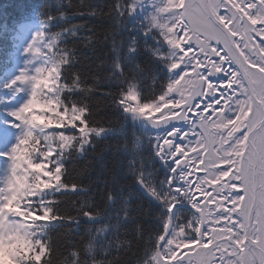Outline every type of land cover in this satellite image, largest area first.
I'll return each instance as SVG.
<instances>
[{
    "label": "snow or ice",
    "instance_id": "obj_1",
    "mask_svg": "<svg viewBox=\"0 0 264 264\" xmlns=\"http://www.w3.org/2000/svg\"><path fill=\"white\" fill-rule=\"evenodd\" d=\"M152 9L148 14L143 0H117L110 12L122 26L133 13H144L147 23L131 30L144 37L153 58V67L137 65L139 75L130 78L117 63L121 76L112 101L128 119L156 130L153 152L166 172L154 186L137 181L161 207L162 234L146 264H264V0H160ZM13 31L12 67L0 76L7 93L0 97V147L7 146L0 152L7 169L0 190V264H54L52 222L79 224L58 207L56 193L77 190L64 178L63 161L94 146L93 138L106 130L96 126L87 100L76 97L88 91L78 74L69 77L76 51L41 55L55 37L39 31L29 40L26 30ZM139 52L133 37L128 55L135 60ZM143 78L152 81L147 91ZM185 207L188 215L181 212ZM184 249L195 251V259L185 261ZM71 256L66 264H90L78 259V251Z\"/></svg>",
    "mask_w": 264,
    "mask_h": 264
},
{
    "label": "trees",
    "instance_id": "obj_2",
    "mask_svg": "<svg viewBox=\"0 0 264 264\" xmlns=\"http://www.w3.org/2000/svg\"><path fill=\"white\" fill-rule=\"evenodd\" d=\"M116 3L117 0H0V75L11 63L13 30L25 21H39L44 31L56 38L52 49H47L50 56H58L57 49L64 47L76 51L77 62L68 69L69 77L78 74L83 82L80 88L88 89L86 93L78 91L76 97L87 100L96 126L106 130V134L93 138L94 146H86L84 153H73L63 161L64 178L75 183L77 190L56 193L58 207L65 215L77 218L79 224L52 222L57 225L48 233L56 249L54 264L70 262L75 251L79 252L78 259L89 260L90 264H143L157 247V235L162 234L161 207L137 186L138 179L154 186L166 177L153 152L155 134L132 122L112 102L120 67L129 78L139 75L137 65L145 71L153 67L144 37L131 30L133 25L139 27L147 21L142 13H133L120 25L115 12L110 14ZM60 13L65 14L61 19H46ZM66 28L75 29V34L56 36ZM133 37L140 45L135 60L128 55ZM152 86L151 79L143 78L146 91ZM110 193L114 196L111 201ZM145 209L151 210L150 216L144 214ZM84 210L97 213V218L84 217ZM181 212L188 215L189 208ZM101 228L105 230L97 234ZM89 241L93 242L90 253L85 250Z\"/></svg>",
    "mask_w": 264,
    "mask_h": 264
},
{
    "label": "rangeland",
    "instance_id": "obj_3",
    "mask_svg": "<svg viewBox=\"0 0 264 264\" xmlns=\"http://www.w3.org/2000/svg\"><path fill=\"white\" fill-rule=\"evenodd\" d=\"M187 2H189V0H186ZM194 0H192V2H193ZM153 2H155V3H159L160 2V0H149V1H147V2H143L144 3V6H145V9H146V11H147V13L148 14H150L151 12H152V5H153ZM138 11H139V9H138ZM144 14V13H143ZM36 25L37 24H35V23H30V24H27L22 30H26V32H27V39H32V33H35V27H36ZM37 32H39V30H37ZM41 55H43V53L41 52ZM37 63H38V61H37ZM46 66H48V65H46ZM21 95H23V94H21ZM186 95H187V93H186ZM17 99H19V97H17ZM152 115V119L153 120H155V119H158L159 118V116H160V114L159 113H153V114H151ZM133 120L135 119L134 117L132 118ZM138 125H141V124H144V123H146V122H144V121H137L136 122ZM142 127H143V129L144 130H147V131H151V132H153L154 134H156V130L154 129V128H150V127H148V128H146V127H144L143 125H141ZM6 150V149H5ZM5 150H3V151H5ZM204 173H202V174H198V175H203ZM173 183H175V181H173ZM209 190H211L210 188H209ZM168 237L166 236L165 237V239H167ZM162 246H163V242H161V244L159 245V247H161L162 248ZM157 248V247H156ZM156 248L152 251V252H150L149 253V255L147 256V258H146V261L143 263V264H146V262L149 260V259H151V256L153 255V253H154V251L156 250ZM185 253H187L186 255H185ZM181 256H182V258L185 260V261H187L188 259H195V251H188L187 249H184L182 252H181ZM166 264H176V261H174V260H170V261H168V262H166Z\"/></svg>",
    "mask_w": 264,
    "mask_h": 264
},
{
    "label": "water",
    "instance_id": "obj_4",
    "mask_svg": "<svg viewBox=\"0 0 264 264\" xmlns=\"http://www.w3.org/2000/svg\"><path fill=\"white\" fill-rule=\"evenodd\" d=\"M138 186L140 188V190L143 192V194L149 199L152 200L153 202L158 203L154 197L151 196L150 192L147 191V189L145 187H142V185L140 183H138Z\"/></svg>",
    "mask_w": 264,
    "mask_h": 264
}]
</instances>
